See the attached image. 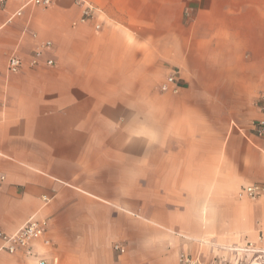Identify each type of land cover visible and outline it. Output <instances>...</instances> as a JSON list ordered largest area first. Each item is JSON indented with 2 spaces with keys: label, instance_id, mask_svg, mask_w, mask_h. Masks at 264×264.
Masks as SVG:
<instances>
[{
  "label": "crops",
  "instance_id": "0c3cea01",
  "mask_svg": "<svg viewBox=\"0 0 264 264\" xmlns=\"http://www.w3.org/2000/svg\"><path fill=\"white\" fill-rule=\"evenodd\" d=\"M23 2L0 5V231L46 229L0 264H262L264 0Z\"/></svg>",
  "mask_w": 264,
  "mask_h": 264
},
{
  "label": "built area",
  "instance_id": "2783aa9c",
  "mask_svg": "<svg viewBox=\"0 0 264 264\" xmlns=\"http://www.w3.org/2000/svg\"><path fill=\"white\" fill-rule=\"evenodd\" d=\"M6 0H0V5L4 6ZM84 10L82 12L81 21L91 20L95 15V8L87 3H84ZM52 5V0H24L22 7H39L42 9H47ZM21 15V10L17 11L13 16L19 17ZM99 27L96 25V29ZM49 44H45L43 46L44 49H47ZM42 56V51H37L33 54L29 64L32 67L38 66L39 59ZM22 60L19 57L12 56L9 58L6 67L7 75L17 74L22 67ZM46 66L52 67L54 66V62L52 60L46 61ZM171 87L173 91H176V79L175 76L171 75L166 78V81L162 87L163 90H167V88ZM258 108L262 115V117L255 121L252 124L253 131L257 137L264 136V94L260 96L258 101ZM240 197H246L249 199H256L258 197V192L254 187H245L240 193ZM46 223L39 221H28L25 225H23L20 229H18L12 235H6L0 231V240L3 242V250L9 254H15L21 250H27L31 243L41 239L45 233ZM263 238V237H260ZM116 250L123 252L120 247H115ZM38 264H46L45 260H39ZM177 264H198L195 260L191 259L189 256L185 254H180L178 257ZM264 264V262L262 263Z\"/></svg>",
  "mask_w": 264,
  "mask_h": 264
}]
</instances>
